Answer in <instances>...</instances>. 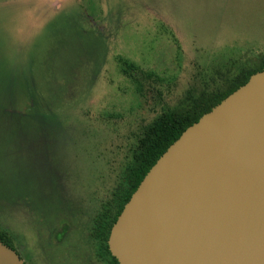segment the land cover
I'll use <instances>...</instances> for the list:
<instances>
[{"label":"rangeland","instance_id":"1","mask_svg":"<svg viewBox=\"0 0 264 264\" xmlns=\"http://www.w3.org/2000/svg\"><path fill=\"white\" fill-rule=\"evenodd\" d=\"M262 62L264 0H0V232L39 264L38 219L65 214L111 264L146 129Z\"/></svg>","mask_w":264,"mask_h":264},{"label":"water","instance_id":"2","mask_svg":"<svg viewBox=\"0 0 264 264\" xmlns=\"http://www.w3.org/2000/svg\"><path fill=\"white\" fill-rule=\"evenodd\" d=\"M119 264H264V69L189 127L114 223ZM0 264H25L0 240Z\"/></svg>","mask_w":264,"mask_h":264},{"label":"trees","instance_id":"3","mask_svg":"<svg viewBox=\"0 0 264 264\" xmlns=\"http://www.w3.org/2000/svg\"><path fill=\"white\" fill-rule=\"evenodd\" d=\"M264 69V62L258 67L242 69L230 79L224 91L214 93L208 97H201L193 101L192 105L181 111L164 113L157 121L151 124L140 139L137 151L134 153L135 164L128 171L130 191L120 205L114 223L122 213L125 205L129 202L144 177L157 163L161 156L174 144L181 135L192 125L197 123L205 114L219 105L228 96L244 86L254 74ZM114 224H112L111 229ZM0 240L12 248V243L7 235L0 232Z\"/></svg>","mask_w":264,"mask_h":264},{"label":"flooded vegetation","instance_id":"4","mask_svg":"<svg viewBox=\"0 0 264 264\" xmlns=\"http://www.w3.org/2000/svg\"><path fill=\"white\" fill-rule=\"evenodd\" d=\"M64 215H58L54 222L44 217L38 219V230H36L38 248H33L31 245L29 252L38 259L40 257L39 264H82L83 256L80 252L83 248L79 241L80 238L71 234L72 227L65 221ZM110 233L111 230L105 240L104 252L112 262L111 264H119L109 249ZM12 248L23 259L17 247L12 244Z\"/></svg>","mask_w":264,"mask_h":264}]
</instances>
